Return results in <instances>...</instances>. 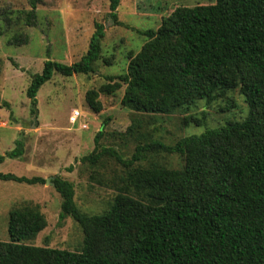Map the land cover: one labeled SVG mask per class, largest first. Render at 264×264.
<instances>
[{"label": "trees", "instance_id": "obj_1", "mask_svg": "<svg viewBox=\"0 0 264 264\" xmlns=\"http://www.w3.org/2000/svg\"><path fill=\"white\" fill-rule=\"evenodd\" d=\"M109 1V17L119 24L120 0ZM40 2L30 0L28 24ZM105 29L96 23L80 60L47 59L33 75L27 95L35 118L38 92L55 73L69 77L97 71ZM143 35L146 42L129 53L127 71L87 91L93 111H102V93L113 95L123 87L122 105L151 115L187 111L239 89L248 115L173 144L152 139L128 159L113 147L98 149L106 120L95 135V151L82 157L95 165L109 156L125 168L117 194L102 213L83 212L74 183L60 175L47 182L43 176L0 172L2 180L51 183L62 198L60 218L71 216L84 234L76 251L36 245L31 241L47 227L45 215L38 206L14 208L9 240H0V264H264V0L178 6ZM104 62L111 64L108 58ZM201 114L186 116L185 124H205L206 113ZM152 151L179 155L184 164H136ZM23 154L18 140L13 150L0 154V163Z\"/></svg>", "mask_w": 264, "mask_h": 264}, {"label": "rangeland", "instance_id": "obj_2", "mask_svg": "<svg viewBox=\"0 0 264 264\" xmlns=\"http://www.w3.org/2000/svg\"><path fill=\"white\" fill-rule=\"evenodd\" d=\"M215 0H120L119 24L109 17V0H41L37 15L28 24L30 0H0V154L24 144L20 158H6L0 172L19 176L60 175L75 185V200L87 214L102 213L110 207L125 168L114 158L104 156L97 163L83 162L82 157L95 151V135L103 123L101 147H113L126 159L138 145L160 139L173 144L179 138L200 134L206 128L219 127L230 120H242L249 112L239 89L229 91L211 103L199 101L187 111L174 114H140L122 105L125 87L113 95L101 94L103 109L93 111L86 102L90 89H99L106 77L127 71L129 53H137L146 42L143 32L157 29L162 19L178 6L210 4ZM96 23L106 26L103 59L91 74L63 76L55 73L39 90L38 115L31 112L27 89L32 77L40 73L47 59L72 64L86 54ZM18 36L22 42H15ZM27 38V40H24ZM108 58V65L104 59ZM80 117L75 124L70 116ZM203 125H186L188 115L202 116ZM87 127L84 128L83 126ZM163 164L180 168L181 156L161 151L147 152L142 166ZM61 195L51 183L28 184L0 179V240H9V217L14 208L38 206L48 224L34 241L36 245L80 250L84 234L71 217L60 218Z\"/></svg>", "mask_w": 264, "mask_h": 264}, {"label": "built area", "instance_id": "obj_3", "mask_svg": "<svg viewBox=\"0 0 264 264\" xmlns=\"http://www.w3.org/2000/svg\"><path fill=\"white\" fill-rule=\"evenodd\" d=\"M79 117H80V111L79 110H75L73 115L70 116V122L75 124ZM83 127L86 128L87 126L84 125Z\"/></svg>", "mask_w": 264, "mask_h": 264}, {"label": "water", "instance_id": "obj_4", "mask_svg": "<svg viewBox=\"0 0 264 264\" xmlns=\"http://www.w3.org/2000/svg\"><path fill=\"white\" fill-rule=\"evenodd\" d=\"M49 181H50V179L47 180V182H49Z\"/></svg>", "mask_w": 264, "mask_h": 264}]
</instances>
